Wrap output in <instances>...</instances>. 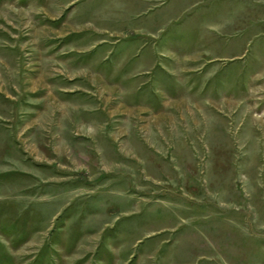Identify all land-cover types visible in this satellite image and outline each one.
<instances>
[{
  "label": "rangeland",
  "instance_id": "obj_1",
  "mask_svg": "<svg viewBox=\"0 0 264 264\" xmlns=\"http://www.w3.org/2000/svg\"><path fill=\"white\" fill-rule=\"evenodd\" d=\"M0 264H264V0H0Z\"/></svg>",
  "mask_w": 264,
  "mask_h": 264
},
{
  "label": "bare ground",
  "instance_id": "obj_2",
  "mask_svg": "<svg viewBox=\"0 0 264 264\" xmlns=\"http://www.w3.org/2000/svg\"><path fill=\"white\" fill-rule=\"evenodd\" d=\"M197 111V110H196Z\"/></svg>",
  "mask_w": 264,
  "mask_h": 264
}]
</instances>
